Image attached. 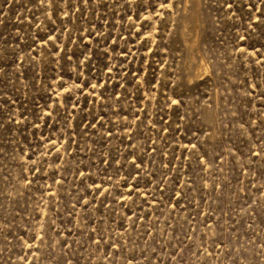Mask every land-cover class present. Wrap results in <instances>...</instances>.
Here are the masks:
<instances>
[{"label":"rangeland","instance_id":"obj_1","mask_svg":"<svg viewBox=\"0 0 264 264\" xmlns=\"http://www.w3.org/2000/svg\"><path fill=\"white\" fill-rule=\"evenodd\" d=\"M0 264H264V0H0Z\"/></svg>","mask_w":264,"mask_h":264}]
</instances>
